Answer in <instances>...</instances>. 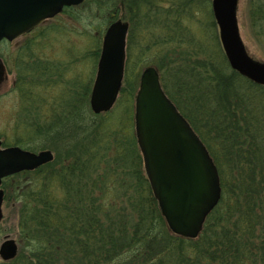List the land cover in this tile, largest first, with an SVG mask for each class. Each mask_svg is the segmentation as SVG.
Returning a JSON list of instances; mask_svg holds the SVG:
<instances>
[{"label": "rangeland", "instance_id": "rangeland-1", "mask_svg": "<svg viewBox=\"0 0 264 264\" xmlns=\"http://www.w3.org/2000/svg\"><path fill=\"white\" fill-rule=\"evenodd\" d=\"M88 1L45 22L29 35L14 42L0 44V62L5 68V74L6 68L8 73L6 83L0 85V141L4 143L3 147L17 146L36 154L51 151L58 163L65 159L66 147L74 146L79 141L85 147L81 149L83 152L88 148L87 145L94 144L96 162L100 160V166L84 170L88 175L78 172L74 177L68 174V169H64L67 180L65 186L59 189L52 187L48 192L43 191L44 179L51 170L60 171L61 166L55 165L50 169L44 166L42 171L46 170L42 174L36 171L29 172L28 175L21 173L19 178L9 179L5 185L3 183L5 198L0 246L5 239L16 240L19 250L15 264H79L77 261L69 262V259L78 257L86 264L76 248L71 250L73 254L61 253L60 257L54 254V248L40 249L39 243L35 242L43 235L37 233L39 228L35 226L31 232L23 224L26 220H23V216H31L33 212L34 200L37 199L35 193L41 194L43 198L49 196L50 199H56L54 203L60 202L61 206L66 207L63 211L65 215L74 213V209H67V204L73 205V202L81 203V206L100 207L113 216L128 215V219L137 213V207L140 211L146 210L148 214L150 209H155L152 201L154 196L136 139V97L121 99L119 96L114 108L108 113L96 115L91 109V92L103 38L111 25L108 21L109 13L112 12L107 8L102 9L98 2ZM165 1L152 16L158 18L157 24H150L149 28H145L146 24H141L143 17L132 18L128 12L121 11L119 5L118 18L129 24L128 39L130 37L133 47L128 84L135 85L138 92L143 71L153 67L160 77L166 78L169 92L187 107L184 97L178 92L174 76L186 78L192 74H200L205 77V84L212 89L211 82L207 80L212 76V69L217 67L226 75L235 71L230 68L228 61L230 71L221 65L223 62L220 55L225 56V53L212 11L213 0ZM248 8L249 0H240L238 16L242 38L249 54L264 62V47L253 37ZM161 26H164V32H161ZM138 45L142 49L139 50V58H136L134 47ZM25 59L27 60L24 61ZM225 59L227 60L226 56ZM33 69L34 75L29 73ZM86 92H89V97L85 106ZM74 97H78L82 104L77 103L75 109L79 110L72 116L71 104L75 101ZM58 112L64 120L62 127L67 125V138L59 135L55 125L49 131L36 132L37 126L44 128L46 123L61 119ZM93 122L102 127V133L95 137L85 130ZM80 125L84 127L82 131L77 130ZM62 127L59 129L61 134ZM116 146L120 148V153H117ZM46 182L57 184L52 178H48ZM58 184L60 185L59 182ZM77 213L78 211L76 216ZM63 236L70 238L66 233ZM84 239L85 235L81 237L82 243ZM67 251L70 250L66 248L62 252Z\"/></svg>", "mask_w": 264, "mask_h": 264}, {"label": "trees", "instance_id": "trees-1", "mask_svg": "<svg viewBox=\"0 0 264 264\" xmlns=\"http://www.w3.org/2000/svg\"><path fill=\"white\" fill-rule=\"evenodd\" d=\"M88 2H98L102 9L111 10L109 25L119 19L120 5V10L128 12L132 18L143 17L141 24H146L145 28H149L148 25L157 24L158 18H152L154 11L159 10L166 1ZM69 10L71 8L65 9L64 12ZM248 10L253 37L264 47V0H249ZM161 28V32H164V26ZM128 44L121 99H133L137 94L135 85L128 84V73L133 59L130 37ZM134 49L136 58H139V50L142 48L138 45ZM96 54L98 55V51ZM220 57L222 67L229 70L225 56L221 54ZM211 72L212 76L207 80L211 82L212 89H209L210 86L204 82L205 77L200 74H192L186 78L174 76L178 92L184 97L187 107L169 92L166 78L161 76L164 91L203 141L220 174L222 199L208 217L201 236L190 240L171 234L154 197L152 201L155 209H150L148 214L146 210L140 211L137 207V213L128 219V215L113 216L100 207L81 206V203L75 202L73 205L67 204V209H74V213L65 215L63 211L66 207L61 206L60 202L54 203L56 199H50L49 196L43 198L41 194L35 193L37 199L34 200L33 212L31 216H23V220H27H24L23 224L30 228L31 232L35 226L39 228L37 233L43 235L35 242L39 243L41 250L54 248V254L60 257L65 253L73 254L71 250L76 248L79 250L78 254L86 260V264H264V87L253 84L235 72L226 75L223 71L222 74L217 67ZM29 73L34 75L35 70ZM88 97L89 92H86L85 106ZM74 98L75 101L71 104L72 116L79 110L75 109L79 99ZM80 103L82 104L81 101ZM63 121L62 117L58 121L46 123L44 128L37 126L36 132L49 131L55 125L59 135L67 138V125L62 127ZM94 121L97 122L96 119ZM96 122L85 128L94 137L102 133V127ZM60 127L63 134L59 131ZM83 129L82 125L77 127V130ZM93 145H87L88 148L83 152L81 149L85 147L77 141L74 146L66 147V157L63 161L57 163L55 160L56 163L46 165L47 169L54 168L55 165L61 166L62 169L50 171L44 179L43 191L48 192L52 187L59 189L65 186L67 180L64 169H68V174L75 177L78 172L88 175L84 170L100 166V160L96 162ZM116 149L117 153H120V148L116 146ZM106 151L107 149L105 154ZM43 168L36 172L42 174L46 170L42 171ZM18 176L20 174L6 178L4 185L9 179ZM48 178L54 179L57 184L50 183L49 188L50 184L46 182ZM80 184L79 181L78 185ZM64 233L69 234L70 238H65ZM83 235L85 239L82 243ZM66 248L70 251L63 253ZM71 261L84 263L81 257L69 259V262Z\"/></svg>", "mask_w": 264, "mask_h": 264}, {"label": "water", "instance_id": "water-1", "mask_svg": "<svg viewBox=\"0 0 264 264\" xmlns=\"http://www.w3.org/2000/svg\"><path fill=\"white\" fill-rule=\"evenodd\" d=\"M87 0H0V43L30 34L65 8ZM240 0H213L212 11L230 68L264 87V62L253 58L242 38ZM130 26L122 19L105 32L96 79L90 97L94 114L110 112L118 101L125 78ZM5 68L0 62V82ZM135 132L153 196L172 234L196 240L222 199L218 168L207 147L164 92L157 69L146 68L135 98ZM51 151L39 154L0 142V223L3 219V180L33 172L52 163ZM17 245L8 240L0 255L16 256Z\"/></svg>", "mask_w": 264, "mask_h": 264}, {"label": "flooded vegetation", "instance_id": "flooded-vegetation-1", "mask_svg": "<svg viewBox=\"0 0 264 264\" xmlns=\"http://www.w3.org/2000/svg\"><path fill=\"white\" fill-rule=\"evenodd\" d=\"M5 67H6V66H5ZM6 76H8L7 68H6V74L4 75V78L2 79V81L0 82V85L6 83V81H7L6 79L8 78V77H6ZM2 222H3V219H2V221H1V223H0V226H1ZM8 240H12V239H5L4 242H3V243L1 244V246H0V251H1L2 247H3V245H4ZM14 241H15L17 247H18V244H17L16 240H14ZM18 250H19V247H18V249H17V252H16V256H15V258L12 259V260H5V259L0 255V264H15L14 262H15V261L17 260V258H18Z\"/></svg>", "mask_w": 264, "mask_h": 264}, {"label": "bare ground", "instance_id": "bare-ground-1", "mask_svg": "<svg viewBox=\"0 0 264 264\" xmlns=\"http://www.w3.org/2000/svg\"><path fill=\"white\" fill-rule=\"evenodd\" d=\"M241 76V75H240ZM54 162V161H53Z\"/></svg>", "mask_w": 264, "mask_h": 264}]
</instances>
